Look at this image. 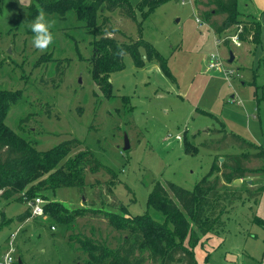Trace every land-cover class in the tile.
I'll return each mask as SVG.
<instances>
[{"label": "rangeland", "instance_id": "374dc122", "mask_svg": "<svg viewBox=\"0 0 264 264\" xmlns=\"http://www.w3.org/2000/svg\"><path fill=\"white\" fill-rule=\"evenodd\" d=\"M33 1L0 3V87L22 95L19 103H9L5 123L17 131L18 121L27 117L22 133L42 151L76 138L81 144L68 158L87 148L115 177L86 167L82 192L76 187L42 191L44 203L57 201L67 214L88 210L67 224L45 213L29 215V221L20 225L18 217L24 210L29 212L28 205L0 197V254L13 238V264H84L88 256L80 242L86 239L118 248L126 231L93 210L142 214L150 210L147 199L155 181L192 189L212 164L227 162V154L256 152L240 149L229 138L226 143L218 141L225 138L223 129L264 150V10L258 16L261 32L256 45L248 41L217 45L216 34L202 18L211 4L169 0L146 17L136 11L140 37L161 55L168 75L155 60L136 67L126 54L124 67L109 76L111 91L106 96L91 77L97 38L89 26H111L117 31L107 35L122 42L127 38L120 32L137 38L136 23L119 10L109 12L92 4L82 16L78 12L81 18L72 9L64 18L47 13L54 21L55 39L41 53L31 43L30 24L36 16L28 18L27 13ZM127 1L135 5L139 0ZM233 28L219 38L233 33ZM212 53L219 55L225 71L232 70V77L207 68ZM125 136L129 147L123 150ZM184 147H195V153L188 154ZM245 165L252 171L231 182L214 173L219 188L238 190L241 196L221 216L224 221L217 232L194 245L201 264H264V172L260 170L264 160L250 158ZM248 190L261 193L252 199ZM120 206L125 207L122 212ZM142 255L146 257L147 251ZM144 264L157 263L146 258Z\"/></svg>", "mask_w": 264, "mask_h": 264}, {"label": "trees", "instance_id": "16d2710c", "mask_svg": "<svg viewBox=\"0 0 264 264\" xmlns=\"http://www.w3.org/2000/svg\"><path fill=\"white\" fill-rule=\"evenodd\" d=\"M92 1V2H91ZM169 0H139L132 5L127 0H34L28 8L27 17L34 18L38 9L43 8L46 13H57L64 18L65 12L72 9L77 17L81 12L91 7L105 8L112 12L119 10L122 17L129 18L136 23L137 38L120 32L126 41H116L107 34L117 31L111 26L106 28L102 24L89 26L97 43L93 52L95 59L92 63L91 77L102 89L106 96L110 94L108 81L111 73L124 67L123 56L129 55L136 67H142L145 60H155L161 71L168 75V69L161 55L151 44L140 37V25L137 23L136 11L142 17L149 15L157 6ZM2 0H0V3ZM197 3L213 5L203 11L202 18L213 30L216 36H221L231 27L241 30L238 38L256 45L260 41L261 22L256 16L244 15L238 11L237 0H195ZM80 12V15L78 14ZM223 15L220 22L212 19ZM81 18V17H80ZM88 23V20H86ZM108 18L104 16L102 23L106 25ZM88 25V24H86ZM233 28V29H234ZM234 31V32H235ZM228 40H225L226 44ZM143 50V52L141 51ZM22 95L19 90L0 87V197L6 201L26 203L35 196H44L42 191H54L60 187H76L83 191L85 187L84 172L88 167L90 172L105 170L114 178V173L102 164L89 149L79 152L75 157L68 158L70 151L81 142L70 138L57 143L47 150H38L32 140L22 133L21 124L27 117L18 121L17 131L12 130L5 123L9 110V103H19ZM224 139L218 141L237 144L240 149H254L256 152L241 154H227V162L221 166L212 164L208 172L201 177L192 189H186L171 181H155L147 199L150 210L130 216L106 210H93L102 214L110 225L125 230L122 243L116 249H110L90 239L81 240L80 247L87 253L84 264H144L150 259L157 264H201L197 261L193 247L200 238H208L223 225V213L241 196L240 191L221 189L218 187V177L214 173H221L226 182L240 179L252 169L245 165L250 158H262L264 150L255 144L247 142L237 134L227 132ZM225 140V141H224ZM205 145L208 142H203ZM188 154L195 153V147L188 149ZM63 159L65 161L61 162ZM218 159V158H217ZM264 172V165L260 168ZM261 192L248 190L250 198H255ZM57 201L44 203V211L55 221L67 224L75 217L88 212L86 209H76L67 214V209ZM125 207L120 206L119 211ZM128 212V210H127ZM30 215L24 210L19 219L24 221ZM147 251V256L142 254Z\"/></svg>", "mask_w": 264, "mask_h": 264}, {"label": "built area", "instance_id": "2783aa9c", "mask_svg": "<svg viewBox=\"0 0 264 264\" xmlns=\"http://www.w3.org/2000/svg\"><path fill=\"white\" fill-rule=\"evenodd\" d=\"M183 2V0H182ZM195 21L201 25L202 22L199 18H196ZM237 30L231 34H225L223 35L221 38H219V36H216L215 38V43L217 45L221 44L223 41L228 40V42L230 43H234L236 45L240 44V40L238 38V32L241 30V25L237 26ZM207 68L208 69H213V70H221L223 71L224 75L226 76V78L232 77L233 72L232 70H224L223 66L221 65V59L219 57L218 54L212 53L209 55V59H208V64H207ZM234 76L238 77L239 74L235 73ZM177 139H180V136H176ZM26 204L29 207V212L30 215L32 216H41L45 214L44 211V201L42 200V198L40 196H35L32 199H29ZM51 228H54V226H51ZM16 234V232L12 233L11 236L14 237V235ZM13 239V238H12ZM12 239L9 242V247L7 249L6 252H4L2 255H0V264H5V257L6 256H11V264L14 263L15 258L12 255V252L14 251V247L12 246Z\"/></svg>", "mask_w": 264, "mask_h": 264}, {"label": "clouds", "instance_id": "9594fccd", "mask_svg": "<svg viewBox=\"0 0 264 264\" xmlns=\"http://www.w3.org/2000/svg\"><path fill=\"white\" fill-rule=\"evenodd\" d=\"M20 5H25V0H19ZM54 21L48 19V14L43 8L38 9V14L34 21L30 24L33 33L31 43L41 53L46 52L54 43V33L52 27ZM5 264H11V256L5 257Z\"/></svg>", "mask_w": 264, "mask_h": 264}, {"label": "crops", "instance_id": "0c3cea01", "mask_svg": "<svg viewBox=\"0 0 264 264\" xmlns=\"http://www.w3.org/2000/svg\"><path fill=\"white\" fill-rule=\"evenodd\" d=\"M190 1L194 5L195 1L194 0H190ZM237 5H238V11L242 14V16L251 15V16H256L258 18V16H260V14L264 10V0H237ZM28 221H29V219L27 218L24 221H21L19 224L25 225V223H27ZM7 249H8V247H7ZM6 250L4 252H6ZM2 254H0V255H2Z\"/></svg>", "mask_w": 264, "mask_h": 264}, {"label": "water", "instance_id": "95a60500", "mask_svg": "<svg viewBox=\"0 0 264 264\" xmlns=\"http://www.w3.org/2000/svg\"><path fill=\"white\" fill-rule=\"evenodd\" d=\"M8 52H9V50H8ZM233 58H234L233 53L230 51V52H229L228 61H229V62H232ZM123 143H124L123 150L128 149V147H129V142H128V139H127L126 136L124 137V142H123ZM220 159H222V158H220Z\"/></svg>", "mask_w": 264, "mask_h": 264}, {"label": "bare ground", "instance_id": "6f19581e", "mask_svg": "<svg viewBox=\"0 0 264 264\" xmlns=\"http://www.w3.org/2000/svg\"><path fill=\"white\" fill-rule=\"evenodd\" d=\"M235 27V26H234Z\"/></svg>", "mask_w": 264, "mask_h": 264}]
</instances>
